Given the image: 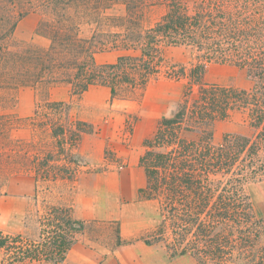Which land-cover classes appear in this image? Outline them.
<instances>
[{
	"label": "trees",
	"instance_id": "1",
	"mask_svg": "<svg viewBox=\"0 0 264 264\" xmlns=\"http://www.w3.org/2000/svg\"><path fill=\"white\" fill-rule=\"evenodd\" d=\"M30 1L16 13L0 3L5 80L38 82L58 69L74 93L102 84L115 95L122 86H143L156 74L164 46L183 47L195 57L187 71L185 66L168 71L188 78V86L176 111L161 118L144 141L139 157L145 185L138 197L155 205L156 221L143 240L166 247L170 256L191 255L200 264H264V216L256 214L246 189L249 182L264 180V0H120L125 14L112 17L119 28L113 47L128 53L103 63L94 56L97 33L82 38L78 32L80 18L108 0ZM148 3L165 5L166 11L143 27L142 8ZM37 8L49 15L36 28L48 38V47L10 43L18 19ZM211 63L242 72L251 85L204 82ZM235 109L246 113V129L214 142L215 121ZM31 222L30 231L0 230L2 264H60L85 230L69 208L57 205L43 215L37 212Z\"/></svg>",
	"mask_w": 264,
	"mask_h": 264
},
{
	"label": "rangeland",
	"instance_id": "2",
	"mask_svg": "<svg viewBox=\"0 0 264 264\" xmlns=\"http://www.w3.org/2000/svg\"><path fill=\"white\" fill-rule=\"evenodd\" d=\"M25 2L0 0L15 13ZM95 9L91 16L80 18L78 36L97 33L96 62H113L128 53L113 47L119 28L112 17L123 16L125 7L120 0H108ZM165 11V5L146 4L143 27L154 24ZM46 19L44 8L27 10L10 43L46 49L48 38L36 33L38 23ZM161 57L158 72L143 86H122L115 95L102 84L74 93L58 69L53 77L28 84L0 76L1 230L30 231L37 212L43 215L51 205L63 206L83 220L85 230L60 264H200L191 255L170 256L166 247L143 240L156 225L155 205L137 193L145 185L138 165L143 143L153 136L161 118L176 111L188 86V78L170 76V70L185 66L187 71L196 62L179 46H164ZM204 82L251 85L242 72L217 63L208 66ZM246 127V113L231 110L215 121L213 141ZM246 189L256 214L264 216V180L249 182Z\"/></svg>",
	"mask_w": 264,
	"mask_h": 264
},
{
	"label": "crops",
	"instance_id": "3",
	"mask_svg": "<svg viewBox=\"0 0 264 264\" xmlns=\"http://www.w3.org/2000/svg\"><path fill=\"white\" fill-rule=\"evenodd\" d=\"M82 221H83V220H82ZM0 230H1V229H0ZM2 231H5V230H2ZM5 232H9V231H5ZM19 232H20V231H19ZM73 245H74V244H73ZM72 247H73V246H72ZM72 247H71V248H72ZM1 254H2V253H1Z\"/></svg>",
	"mask_w": 264,
	"mask_h": 264
}]
</instances>
